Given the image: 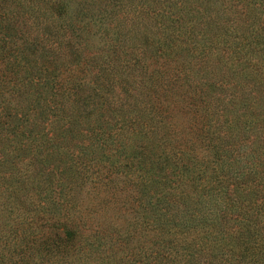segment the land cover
Masks as SVG:
<instances>
[{
	"label": "trees",
	"instance_id": "trees-1",
	"mask_svg": "<svg viewBox=\"0 0 264 264\" xmlns=\"http://www.w3.org/2000/svg\"><path fill=\"white\" fill-rule=\"evenodd\" d=\"M0 264H264V0H0Z\"/></svg>",
	"mask_w": 264,
	"mask_h": 264
}]
</instances>
